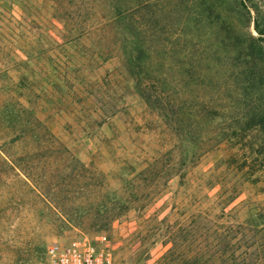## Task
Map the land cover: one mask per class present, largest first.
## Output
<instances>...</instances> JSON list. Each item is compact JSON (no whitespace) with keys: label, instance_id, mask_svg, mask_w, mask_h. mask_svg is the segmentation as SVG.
Masks as SVG:
<instances>
[{"label":"rangeland","instance_id":"rangeland-1","mask_svg":"<svg viewBox=\"0 0 264 264\" xmlns=\"http://www.w3.org/2000/svg\"><path fill=\"white\" fill-rule=\"evenodd\" d=\"M258 29L264 0H0V264L82 239L114 264H264V133L238 116L264 109Z\"/></svg>","mask_w":264,"mask_h":264},{"label":"trees","instance_id":"trees-1","mask_svg":"<svg viewBox=\"0 0 264 264\" xmlns=\"http://www.w3.org/2000/svg\"><path fill=\"white\" fill-rule=\"evenodd\" d=\"M143 6H145V4H143ZM135 8H125L123 10L120 9H116V13H115V18L119 19V20H123L124 18L127 17H135L136 19H140L139 18V14H141V7H137L135 10ZM129 12H131L129 14ZM139 13V14H137ZM258 34L260 35V38H258L257 40L262 41V44L257 43L256 41H253L252 43H250L247 46V50L248 52L246 53V55H248L249 57H260L259 55H262L264 53V37H261L262 35H264V29H258ZM128 35V34H127ZM131 38L132 40H134V44H135V52H134V57L132 58V60L134 61V66H135V70H139L140 69V57L142 54V49H141V40L140 37L138 36V34H133V32H130ZM136 41V42H135ZM234 59V58H233ZM219 61V59H218ZM135 73V72H134ZM139 73L140 70H139ZM142 74V73H141ZM143 78V77H142ZM159 92V91H157ZM157 92L155 93V98L157 100L160 101V103H162L163 101H166L167 107H169V111H171V113L173 114V117H176V120L178 122V124H185L186 128H187V133L189 134L190 132H193L195 129V124L197 126V122L193 123V122H189L188 117H191L193 111L195 110V108L193 106H190L186 101H182L181 103H179L178 105L175 106V103H173L175 101V96H173L172 94H168V92H166L165 89H162V91L160 92V94H157ZM180 93L182 94L183 91H180ZM179 92H177V94H180ZM234 101L235 104H232L233 106H235L238 103V98L234 97ZM173 103V104H172ZM187 105H184L186 104ZM161 105V104H160ZM158 106L159 109H161L164 112V116H166L165 112H167L165 106L163 107ZM210 110V108H209ZM209 110H205L204 111H208V115L207 116H203L205 117H211L212 114L209 113ZM210 112H212L210 110ZM213 113V112H212ZM214 114V113H213ZM238 116L243 120L245 119L244 124H242L241 129H246L248 127H258L260 130H262V132L264 133V109H260L257 113L254 111V109L250 107L245 108V110L243 112H239ZM190 123V124H188ZM186 133V134H187ZM187 134V135H188Z\"/></svg>","mask_w":264,"mask_h":264},{"label":"built area","instance_id":"built-area-1","mask_svg":"<svg viewBox=\"0 0 264 264\" xmlns=\"http://www.w3.org/2000/svg\"><path fill=\"white\" fill-rule=\"evenodd\" d=\"M43 255L45 264H114L111 250L87 239L69 244L53 241L46 245Z\"/></svg>","mask_w":264,"mask_h":264}]
</instances>
